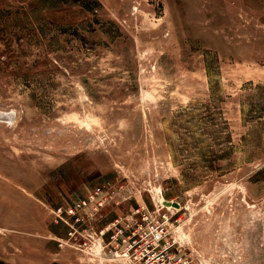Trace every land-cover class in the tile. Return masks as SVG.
I'll list each match as a JSON object with an SVG mask.
<instances>
[{
  "label": "rangeland",
  "instance_id": "obj_1",
  "mask_svg": "<svg viewBox=\"0 0 264 264\" xmlns=\"http://www.w3.org/2000/svg\"><path fill=\"white\" fill-rule=\"evenodd\" d=\"M161 200L264 264V0H0V264H129L100 230Z\"/></svg>",
  "mask_w": 264,
  "mask_h": 264
},
{
  "label": "built area",
  "instance_id": "obj_2",
  "mask_svg": "<svg viewBox=\"0 0 264 264\" xmlns=\"http://www.w3.org/2000/svg\"><path fill=\"white\" fill-rule=\"evenodd\" d=\"M100 192L101 190L91 195L90 199L97 201ZM86 205V200H82L68 208L59 206L55 215H64L79 221V212H83ZM171 216L168 208L163 205V200L154 208L141 205L127 217L116 218L109 226L100 230V235L110 231V240L107 243L109 252L125 258L129 264H198L188 256L181 244L171 237L173 228L170 226L174 225ZM69 224L71 229L68 232V244L76 234H80L74 224ZM83 230L91 235L87 228ZM59 242L60 245L67 243L64 239H59Z\"/></svg>",
  "mask_w": 264,
  "mask_h": 264
},
{
  "label": "trees",
  "instance_id": "obj_3",
  "mask_svg": "<svg viewBox=\"0 0 264 264\" xmlns=\"http://www.w3.org/2000/svg\"><path fill=\"white\" fill-rule=\"evenodd\" d=\"M219 117H223L222 113L221 112H212L210 114V121L216 125ZM214 131H217L219 132L218 128L214 129ZM215 159V158H214Z\"/></svg>",
  "mask_w": 264,
  "mask_h": 264
}]
</instances>
